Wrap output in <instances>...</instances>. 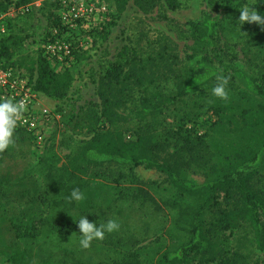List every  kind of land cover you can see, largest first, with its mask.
Instances as JSON below:
<instances>
[{
  "label": "rangeland",
  "instance_id": "1",
  "mask_svg": "<svg viewBox=\"0 0 264 264\" xmlns=\"http://www.w3.org/2000/svg\"><path fill=\"white\" fill-rule=\"evenodd\" d=\"M244 2L179 0L178 8L171 10L164 0H131L116 12L115 0H0L1 22L8 33L0 43L7 50L2 68L17 81L36 84L43 135L39 140L33 132L16 129L14 143L0 152V264H161L165 252L187 241L199 198L182 194L156 169L92 166L76 157L96 131L121 132L127 139L138 132L159 143L158 159L176 166L195 184L234 169L237 155L218 154L217 145L201 139L206 125L217 120V115L210 117L211 109L200 106L209 87H198L175 107L144 119L139 109L143 95L156 101L159 94L186 86L202 58L216 68V75L228 79L234 101L263 103L252 87L245 93L247 84L240 75L264 86L256 45L264 40V25L237 24ZM248 3H255L264 17V0ZM208 16L217 19L215 49L197 41L188 25L202 24ZM39 56L57 72L71 73L64 97L39 88ZM117 66L127 78L109 77ZM5 92L0 87V97ZM233 117L236 125L238 118ZM195 120L192 133L197 132L199 140L192 141L186 130ZM222 134L218 128L216 137ZM76 184L82 186L83 198L69 203L65 192ZM253 187L264 194V169ZM82 214L96 223L116 219L120 229L84 249L76 220ZM216 216L205 214L208 220ZM211 236L214 253L192 257L189 264H218L225 258L235 264H264V253L256 248L247 223H239L233 233Z\"/></svg>",
  "mask_w": 264,
  "mask_h": 264
},
{
  "label": "trees",
  "instance_id": "2",
  "mask_svg": "<svg viewBox=\"0 0 264 264\" xmlns=\"http://www.w3.org/2000/svg\"><path fill=\"white\" fill-rule=\"evenodd\" d=\"M31 0H20L28 3ZM131 0H115V11H122ZM168 9L175 10L179 6V0H164ZM32 10V9H30ZM188 25L193 36L200 43H204L215 49L213 37L217 26V19L208 16L202 24L189 21ZM246 29L248 25L244 26ZM8 34V33H7ZM7 34H0V43L6 39ZM264 34V28H263ZM22 40L17 41L21 44ZM261 69L264 70V40L258 42ZM262 45V46H261ZM7 50L0 47V66L4 68L2 54ZM39 78L38 86L51 94L64 97L72 82V75L68 69L62 72L54 70L45 56H39ZM114 68V67H113ZM109 73L113 81H119L120 77L127 78L122 66H117ZM217 74L216 68L206 59L197 60L192 68L191 77L186 86L177 87L175 91L168 94H159L156 101L148 96H142V103L139 109L141 119L149 115L162 113L169 107H175L179 100L192 94L196 88L213 87V80ZM248 88H253L255 95L260 97L264 103V86L257 84L250 76L240 72ZM211 76V78H209ZM261 81L264 82V71L261 74ZM36 89V84H33ZM248 87V88H247ZM259 101V102H258ZM261 100H248L247 98L236 102L230 96L221 100L209 95L201 99L200 106L208 111L211 109V116L217 115V120L206 125L201 139L217 145L218 154H235L236 165L231 171L224 172L213 180L203 184H195L188 181L181 175L176 166L160 160L155 152L158 149V142L151 141L146 135L137 132L135 137L127 139L121 132L96 131L94 136L82 146L76 159L88 165H103L106 163H117L129 166H145L156 169L166 175L170 184L182 194L199 198V203L192 213V220L189 224L188 238L185 243L176 250L165 252L161 264H189V259L195 256L205 257L214 253L215 240L211 235L216 232L230 231L233 233L239 223H247L253 235L256 248L264 253V194L254 189V181L259 176L261 169H264V105ZM105 105H107L105 99ZM234 115L238 118L235 125ZM233 122V123H231ZM191 124L186 130L192 141L199 140L196 134L197 122ZM223 130L219 138L216 131ZM17 130H26L17 125ZM197 143V142H195ZM1 161V158H0ZM263 167V168H262ZM82 189L81 185H70L65 192V199L73 188ZM213 212L217 215L214 220H208L205 214ZM176 221V220H175ZM67 231V227H63ZM218 264H235V261L225 258Z\"/></svg>",
  "mask_w": 264,
  "mask_h": 264
},
{
  "label": "clouds",
  "instance_id": "3",
  "mask_svg": "<svg viewBox=\"0 0 264 264\" xmlns=\"http://www.w3.org/2000/svg\"><path fill=\"white\" fill-rule=\"evenodd\" d=\"M244 4L247 6L238 8L240 10V16L237 24L241 26L246 22H256L264 25V17L253 7L255 3H248L247 0ZM212 76H215L216 82L211 88V96L226 101L229 97L228 79L215 73ZM26 111L27 108L23 100L16 102L13 99L6 100L0 97V152L8 149L14 143V133L17 123L21 115ZM82 198V193L77 187L73 188L68 194L67 201L69 203H78ZM76 220L78 221L79 233L82 237L79 243L84 249L89 248L94 239L103 240L106 233L110 234L120 229V224L116 219L109 218L104 223H96L90 222L87 215L82 214Z\"/></svg>",
  "mask_w": 264,
  "mask_h": 264
},
{
  "label": "built area",
  "instance_id": "4",
  "mask_svg": "<svg viewBox=\"0 0 264 264\" xmlns=\"http://www.w3.org/2000/svg\"><path fill=\"white\" fill-rule=\"evenodd\" d=\"M28 9V8H27ZM2 17L0 15V34L6 31L5 27L3 26ZM56 54V52H54ZM66 55L70 54V48L66 47L65 51ZM0 87L6 92L2 97L4 99H13L14 101L18 102L23 100L25 102L27 111L24 112L17 125L33 132L36 138L42 140L43 135L40 131L39 125V118H38V99L37 94L33 90V88L29 85L28 82L25 81H17L15 78H12L11 74L5 71L0 66ZM43 113H47L48 109L42 110Z\"/></svg>",
  "mask_w": 264,
  "mask_h": 264
}]
</instances>
